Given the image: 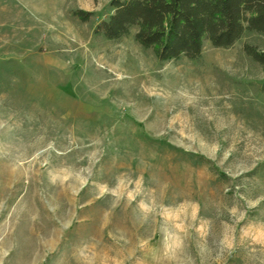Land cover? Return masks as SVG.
<instances>
[{
  "label": "rangeland",
  "instance_id": "rangeland-1",
  "mask_svg": "<svg viewBox=\"0 0 264 264\" xmlns=\"http://www.w3.org/2000/svg\"><path fill=\"white\" fill-rule=\"evenodd\" d=\"M110 2L0 0V264H264V35L161 61Z\"/></svg>",
  "mask_w": 264,
  "mask_h": 264
},
{
  "label": "trees",
  "instance_id": "trees-1",
  "mask_svg": "<svg viewBox=\"0 0 264 264\" xmlns=\"http://www.w3.org/2000/svg\"><path fill=\"white\" fill-rule=\"evenodd\" d=\"M110 5L113 13L95 33L118 40L137 25L136 40L161 61L197 59L206 40L227 48L246 30L264 35V0H111ZM75 15L87 21L92 13L80 10ZM245 50L264 66V51L252 45Z\"/></svg>",
  "mask_w": 264,
  "mask_h": 264
},
{
  "label": "bare ground",
  "instance_id": "bare-ground-1",
  "mask_svg": "<svg viewBox=\"0 0 264 264\" xmlns=\"http://www.w3.org/2000/svg\"><path fill=\"white\" fill-rule=\"evenodd\" d=\"M119 67H120V66H116L115 68H114V67H113V68H114L115 70H120L121 68H119ZM113 68H112V69H113ZM116 72H117V71H116ZM121 74H122V72H121ZM114 75H115V74H114ZM116 75H117V74H116ZM122 76H123V74H122ZM136 76H138V75H136ZM142 76H143V75H142ZM121 78H123V77H121ZM131 78H132V77H131ZM141 79H142V78H141ZM114 80L117 82L116 78H115ZM114 80H113V81H114ZM123 80H124V79H123ZM133 80H134V78H133ZM121 81H122V80H121ZM144 81H145V80H144ZM132 82H133V81H132ZM122 83H126V82L124 81V82H122ZM142 89H143V88H142ZM142 91H143V90H142Z\"/></svg>",
  "mask_w": 264,
  "mask_h": 264
}]
</instances>
